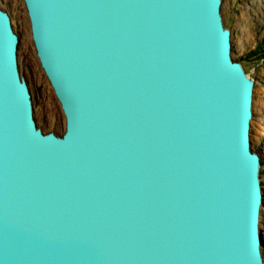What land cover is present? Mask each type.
Returning a JSON list of instances; mask_svg holds the SVG:
<instances>
[{"label":"water","instance_id":"water-1","mask_svg":"<svg viewBox=\"0 0 264 264\" xmlns=\"http://www.w3.org/2000/svg\"><path fill=\"white\" fill-rule=\"evenodd\" d=\"M23 2L65 128H37L0 9V264H264L221 0Z\"/></svg>","mask_w":264,"mask_h":264},{"label":"rangeland","instance_id":"rangeland-1","mask_svg":"<svg viewBox=\"0 0 264 264\" xmlns=\"http://www.w3.org/2000/svg\"><path fill=\"white\" fill-rule=\"evenodd\" d=\"M0 9L9 15L18 37V71L29 89L36 126L43 134L61 137L65 118L36 56L24 2L0 0ZM220 14L224 28L230 32L231 58L241 64L254 82L250 143L262 164L259 181L263 203L259 228L264 261V0H221Z\"/></svg>","mask_w":264,"mask_h":264},{"label":"snow or ice","instance_id":"snow-or-ice-1","mask_svg":"<svg viewBox=\"0 0 264 264\" xmlns=\"http://www.w3.org/2000/svg\"><path fill=\"white\" fill-rule=\"evenodd\" d=\"M255 204V198L253 196V205ZM253 222H254V209H253Z\"/></svg>","mask_w":264,"mask_h":264}]
</instances>
